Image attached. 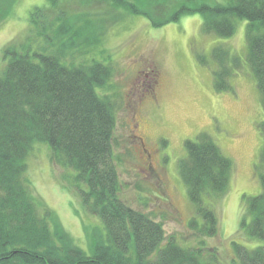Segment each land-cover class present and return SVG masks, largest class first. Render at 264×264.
<instances>
[{
	"label": "trees",
	"instance_id": "16d2710c",
	"mask_svg": "<svg viewBox=\"0 0 264 264\" xmlns=\"http://www.w3.org/2000/svg\"><path fill=\"white\" fill-rule=\"evenodd\" d=\"M83 1L88 6L93 0ZM51 2L34 7L29 33L4 48L6 64L0 70V264H223L217 248L205 244V237L219 232L215 206L229 190L233 160L205 131L196 139L185 140L187 154L179 161V173L195 209L188 226L198 240L185 246L174 235L167 237L161 221L121 196L120 158L115 150L119 101L107 92L115 66L83 57L93 44L101 42L108 25L120 21L125 13L146 15L159 27L198 12L203 16V31L221 37L232 36L238 19H246V62L256 78L264 110V0L212 4L187 0L158 22V16L152 17L138 0H95L106 8L92 12L69 9L68 1ZM103 13L111 16L103 17ZM90 15L99 16L94 38L86 31L88 25L85 30L79 25L90 22ZM36 39L37 47H33ZM197 58L212 68L216 91L234 90L232 78L244 67L242 57L227 45L217 44L210 57L198 53ZM259 128L263 137L258 167L262 190L253 196L244 194L241 226L249 238L264 240V120ZM37 142L49 145L55 163L74 171L84 207L103 224L89 233V253L56 213L42 208L33 195L28 158ZM235 250L241 264H264V245L249 248L235 243Z\"/></svg>",
	"mask_w": 264,
	"mask_h": 264
},
{
	"label": "rangeland",
	"instance_id": "374dc122",
	"mask_svg": "<svg viewBox=\"0 0 264 264\" xmlns=\"http://www.w3.org/2000/svg\"><path fill=\"white\" fill-rule=\"evenodd\" d=\"M66 1L69 9L77 11L106 8L95 0L88 6L81 3L83 0H58L62 4ZM139 1L152 17L158 16V22L187 0ZM202 1L212 4L227 0ZM47 3L52 2L0 0V70L6 64L5 46L26 37L33 8ZM101 16L110 17L111 13ZM98 17L90 15V22H79L83 30L88 25L86 31L92 38ZM120 19L108 25L101 42L93 44L83 58L115 66L107 92L119 101L115 150L120 158L121 196L161 221L167 237L174 235L185 246L196 244L198 237L188 226L195 209L179 173V161L187 154L185 140L196 139L201 131L209 133L233 160L234 170L228 192L215 206L219 232L205 237V244L217 248L223 264H241L235 243L249 248L264 245L263 239L249 238L241 226L244 194L253 196L262 190L258 167L263 137L259 124L264 120V110L256 78L246 62L248 21L238 19L235 33L221 37L203 31V16L198 12L159 27L142 14L125 13ZM35 41L33 47L39 39ZM217 44L227 45L243 58V69L232 78L233 91H216L212 68L198 61V53L210 57ZM152 77L157 79L154 87ZM73 174L71 168L53 161L49 145L34 144L28 176L35 199L42 208L52 209L89 253V233L103 224L84 207ZM81 187L86 189L84 184Z\"/></svg>",
	"mask_w": 264,
	"mask_h": 264
},
{
	"label": "flooded vegetation",
	"instance_id": "af4514ba",
	"mask_svg": "<svg viewBox=\"0 0 264 264\" xmlns=\"http://www.w3.org/2000/svg\"><path fill=\"white\" fill-rule=\"evenodd\" d=\"M156 81H157V79H156L155 77H152V84H153V87H154Z\"/></svg>",
	"mask_w": 264,
	"mask_h": 264
}]
</instances>
